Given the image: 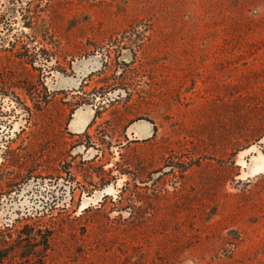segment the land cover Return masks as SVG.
Masks as SVG:
<instances>
[{"label":"rangeland","instance_id":"rangeland-1","mask_svg":"<svg viewBox=\"0 0 264 264\" xmlns=\"http://www.w3.org/2000/svg\"><path fill=\"white\" fill-rule=\"evenodd\" d=\"M259 156L264 0H0V264H264Z\"/></svg>","mask_w":264,"mask_h":264},{"label":"bare ground","instance_id":"bare-ground-1","mask_svg":"<svg viewBox=\"0 0 264 264\" xmlns=\"http://www.w3.org/2000/svg\"><path fill=\"white\" fill-rule=\"evenodd\" d=\"M85 118V119H81ZM89 114H84L83 112H78L75 116V119L72 123V128L73 130L80 132L83 130V128L89 123ZM249 168L251 170L255 171H261L264 170V157L259 156V157H254L251 159ZM89 200V199H88ZM88 202V201H87Z\"/></svg>","mask_w":264,"mask_h":264},{"label":"flooded vegetation","instance_id":"flooded-vegetation-1","mask_svg":"<svg viewBox=\"0 0 264 264\" xmlns=\"http://www.w3.org/2000/svg\"><path fill=\"white\" fill-rule=\"evenodd\" d=\"M155 127V126H154ZM86 128V130H87V128H88V124L83 128V130ZM133 141H139V140H137V139H135V140H133Z\"/></svg>","mask_w":264,"mask_h":264},{"label":"water","instance_id":"water-1","mask_svg":"<svg viewBox=\"0 0 264 264\" xmlns=\"http://www.w3.org/2000/svg\"><path fill=\"white\" fill-rule=\"evenodd\" d=\"M80 112H85V111H84V110H81ZM89 119H90V121H91V119H92V118H91V115H89ZM90 121H89V122H90ZM88 124H89V123H88Z\"/></svg>","mask_w":264,"mask_h":264}]
</instances>
